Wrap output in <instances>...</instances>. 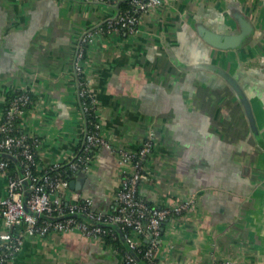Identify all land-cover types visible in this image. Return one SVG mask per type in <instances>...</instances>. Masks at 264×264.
<instances>
[{"label":"crops","instance_id":"crops-1","mask_svg":"<svg viewBox=\"0 0 264 264\" xmlns=\"http://www.w3.org/2000/svg\"><path fill=\"white\" fill-rule=\"evenodd\" d=\"M120 1L0 0V121L8 92L31 91L35 104L21 126L37 143V169L70 161L85 139L79 63L95 98L100 134L112 146L95 148L91 169L74 179H84L80 191L94 209L118 205L116 193L130 167L120 164L121 150L135 153L151 139L140 199L159 207L193 201L185 216L164 225L159 261L264 264V0H162L141 16L135 34L96 33L86 58L77 61L84 34L114 17ZM242 16L250 27L241 44L219 49L205 39V32L240 34ZM211 65L243 89L254 128ZM25 189L24 200L27 182ZM71 191H65L69 197ZM7 192L8 178L0 175V197ZM7 231L0 215V241ZM120 259L119 250L73 230L24 235L13 263Z\"/></svg>","mask_w":264,"mask_h":264},{"label":"built area","instance_id":"built-area-1","mask_svg":"<svg viewBox=\"0 0 264 264\" xmlns=\"http://www.w3.org/2000/svg\"><path fill=\"white\" fill-rule=\"evenodd\" d=\"M162 4V0H128L124 9L115 18L108 19L95 31H88L81 39V47L77 61L85 59V48L93 41L94 35L116 33L126 30L132 34L138 31L141 16ZM76 74L79 82V98L81 111L95 113L96 119L85 136L83 153L76 161L70 162L73 171L87 172L93 162V150L99 146L112 149L110 143L100 134V123L96 115L95 98L88 89L85 70L77 63ZM31 103L25 90L15 97L0 122V154L16 157L21 164L23 177L9 175V162H0V175L8 178V192L0 197V215L3 217L7 233L0 241V264H14L13 258L20 250L24 235L45 237L52 233H63L77 230L86 238L103 242L106 234L114 235L111 224H117L123 232L124 239L130 249L146 264H162L157 258L159 241L163 227L169 219L185 216L192 208L193 201H181L169 206H155L146 203L139 197L140 186L148 180L145 164L153 149L151 139L144 141L135 152L121 150L120 164H129L124 171L120 188L116 193L118 205L111 211L95 210L93 201L80 190L71 191L69 197L65 191L70 183L60 177L48 174L38 177L36 169L37 143L29 142L24 133L16 134L14 122L26 113L24 108ZM85 121V118H84ZM87 122V120H86ZM55 164L51 167H57ZM25 182L28 183L29 195L24 200ZM31 211V213L29 212ZM109 228V231L106 230ZM19 234L13 235L12 230ZM114 252L118 249L111 248ZM118 264H138L136 259L126 251L121 255ZM216 264H231L229 261Z\"/></svg>","mask_w":264,"mask_h":264},{"label":"trees","instance_id":"trees-1","mask_svg":"<svg viewBox=\"0 0 264 264\" xmlns=\"http://www.w3.org/2000/svg\"><path fill=\"white\" fill-rule=\"evenodd\" d=\"M127 1L128 0H125L124 3L121 4V10L124 9L127 5ZM86 51H85V55L84 57L86 58ZM24 91H16V92H8L7 95H6V108H5V111H4V116L2 118V120L4 119L5 117V113L11 103V101L21 95ZM28 94L30 95V98H31V103H29L25 108V112L27 110H29L31 107H33V105L35 104V100H36V97L35 95L31 92V91H27ZM85 118L87 120V124H88V129L91 128L92 126V122L93 120L96 119V116H95V113L92 111L91 113H86L85 114ZM2 120L0 122H2ZM22 117H19L15 120L14 122V128H15V133L16 134H20V133H24L23 130H22ZM29 142H33V139H29ZM83 148H84V145H83V140H82V143L79 147V149L77 150V152L75 153L74 157L68 161V162H62L60 163L57 167H50L49 169V173L50 175H53V176H57V177H60L66 181H68L69 183H71V181H73L76 177V175H78V171H73L70 167V162L71 161H76L79 159V157L82 155L83 153ZM93 154V153H92ZM2 160H7L9 162V175L15 177V176H18L16 174V169H15V162H17L19 164V160L17 159V161H15L13 158H0V162ZM38 162H39V158H38V154L36 156V165L38 166ZM44 170L43 171H40L37 169H34V174L37 175L38 177L40 176H43L44 175ZM106 230L109 231V228H107ZM12 234L13 235H16L19 234V231L18 229H13L12 230ZM103 241H104V244L108 247H111V248H114V249H118L121 253V255H124L126 253V248L124 246V244L122 243V240H121V237L118 233V231L115 230L114 232V235H109V234H106L103 236Z\"/></svg>","mask_w":264,"mask_h":264},{"label":"water","instance_id":"water-1","mask_svg":"<svg viewBox=\"0 0 264 264\" xmlns=\"http://www.w3.org/2000/svg\"><path fill=\"white\" fill-rule=\"evenodd\" d=\"M125 0H121L118 4H117V13L116 15L113 17L115 18L120 10H121V4L124 3ZM238 21L240 23V27L242 29L241 33L236 35V36H227V37H223L222 35H216L215 33H212V32H205L204 33V36H205V39L210 43L212 44L214 47H217L219 49H230L232 47H236L238 45V43L235 45V42L237 41H240L239 44H241V38H243L245 36V32L248 31V28L250 27L248 21L246 18H244L243 16L242 17H238ZM211 69H213L214 71H216L217 73H219V75L221 77H223V79H225V81L230 85V87H232V89L234 90V92L238 95L239 97V100L240 102L242 103L245 111H246V114L248 116V119L250 121V124L252 125V127L254 128L255 125H254V117H253V113H252V109H251V104L249 102V99L248 97L246 96V94L244 93L243 89L240 87V85L238 84V82L236 81V79L230 75L228 72L216 67V66H213L211 65ZM77 76V74H76ZM77 80H78V77H77ZM84 118H85V115H84ZM86 133H87V122H86V118H85V131H84V134L86 136ZM85 143V139L83 140V145ZM8 156H10L11 158H13L15 161H17V158L12 156V155H9V154H5V153H1L0 154V157L2 158H9ZM20 167H21V164L19 163ZM21 170H22V167H21ZM23 173V171H22ZM81 172H79L78 174H80ZM21 177H23V174L21 175ZM83 182H84V179H80L79 181H76V180H73L71 181L70 183V188L72 190H81L83 189ZM31 213V211H29ZM110 227L114 228L116 231H118L120 237H121V240H122V243L124 244V246L126 247L127 251L129 253H131V255H133V257L136 259L137 263L138 264H146L144 263L139 257L138 255H136L129 247V245L127 244V242L125 241L124 239V235H123V232L121 231L120 227L117 225V224H111ZM163 231H164V227H163Z\"/></svg>","mask_w":264,"mask_h":264},{"label":"flooded vegetation","instance_id":"flooded-vegetation-1","mask_svg":"<svg viewBox=\"0 0 264 264\" xmlns=\"http://www.w3.org/2000/svg\"><path fill=\"white\" fill-rule=\"evenodd\" d=\"M251 109H252V107H251ZM252 113H253V111H252Z\"/></svg>","mask_w":264,"mask_h":264}]
</instances>
